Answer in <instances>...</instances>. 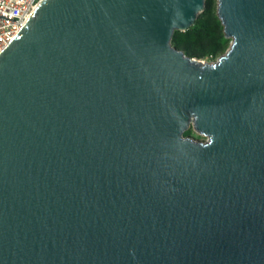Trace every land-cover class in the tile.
I'll list each match as a JSON object with an SVG mask.
<instances>
[{"label":"water","instance_id":"95a60500","mask_svg":"<svg viewBox=\"0 0 264 264\" xmlns=\"http://www.w3.org/2000/svg\"><path fill=\"white\" fill-rule=\"evenodd\" d=\"M205 1L43 0L0 53V264H264V0L214 62Z\"/></svg>","mask_w":264,"mask_h":264},{"label":"trees","instance_id":"16d2710c","mask_svg":"<svg viewBox=\"0 0 264 264\" xmlns=\"http://www.w3.org/2000/svg\"><path fill=\"white\" fill-rule=\"evenodd\" d=\"M218 0H206L195 24L186 31H175L171 43L189 58L205 62L217 61L230 48L232 39L226 37L217 12ZM195 139L204 138L193 127L184 132Z\"/></svg>","mask_w":264,"mask_h":264},{"label":"built area","instance_id":"2783aa9c","mask_svg":"<svg viewBox=\"0 0 264 264\" xmlns=\"http://www.w3.org/2000/svg\"><path fill=\"white\" fill-rule=\"evenodd\" d=\"M43 0H0V53L14 40Z\"/></svg>","mask_w":264,"mask_h":264},{"label":"rangeland","instance_id":"374dc122","mask_svg":"<svg viewBox=\"0 0 264 264\" xmlns=\"http://www.w3.org/2000/svg\"><path fill=\"white\" fill-rule=\"evenodd\" d=\"M204 62H205V61H204ZM205 139H206L205 137H204V138H201V139H200V138H198V140H202V141H204Z\"/></svg>","mask_w":264,"mask_h":264}]
</instances>
